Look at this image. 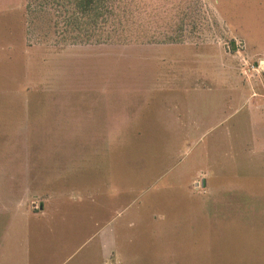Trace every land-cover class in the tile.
I'll return each instance as SVG.
<instances>
[{
	"label": "rangeland",
	"instance_id": "1",
	"mask_svg": "<svg viewBox=\"0 0 264 264\" xmlns=\"http://www.w3.org/2000/svg\"><path fill=\"white\" fill-rule=\"evenodd\" d=\"M79 9L0 0V264H264V0Z\"/></svg>",
	"mask_w": 264,
	"mask_h": 264
},
{
	"label": "trees",
	"instance_id": "2",
	"mask_svg": "<svg viewBox=\"0 0 264 264\" xmlns=\"http://www.w3.org/2000/svg\"><path fill=\"white\" fill-rule=\"evenodd\" d=\"M94 1L95 0H76V5L78 8H80L79 9L80 11L85 13L93 4Z\"/></svg>",
	"mask_w": 264,
	"mask_h": 264
}]
</instances>
